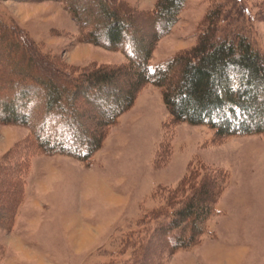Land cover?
I'll return each instance as SVG.
<instances>
[{
  "label": "trees",
  "instance_id": "trees-1",
  "mask_svg": "<svg viewBox=\"0 0 264 264\" xmlns=\"http://www.w3.org/2000/svg\"><path fill=\"white\" fill-rule=\"evenodd\" d=\"M51 1L62 3L77 23L80 42L121 52L126 61L70 67L18 24L0 19V65L6 58L21 60L20 72L0 85V124L28 130L0 163L7 193L0 189V228L15 226L35 156H67L90 166L110 128L149 85L160 89L175 125L207 126L219 141L264 135V52L242 34H222L226 4L213 0L195 48L151 65L156 45L177 25L187 0H158L149 11L126 0ZM259 12L264 21V8ZM7 45L11 51L3 58ZM7 94L13 97L5 99ZM229 179L226 171L199 163L175 188L154 192L157 207L121 241L116 256L128 259L107 264H165L168 256L200 246ZM5 254L0 243V264Z\"/></svg>",
  "mask_w": 264,
  "mask_h": 264
},
{
  "label": "rangeland",
  "instance_id": "rangeland-1",
  "mask_svg": "<svg viewBox=\"0 0 264 264\" xmlns=\"http://www.w3.org/2000/svg\"><path fill=\"white\" fill-rule=\"evenodd\" d=\"M126 1L143 11L158 2ZM214 1L227 5L222 34H242L264 52V21L258 19L264 0ZM212 2L187 0L177 25L156 45L151 65L195 48L198 27ZM0 19L18 24L67 66L126 61L121 52L80 42V28L60 2L0 0ZM6 48L3 58L11 51ZM20 70L19 58H6L0 65V85L5 87ZM170 119L160 89L149 85L110 128L90 166L67 156H35L15 226L12 231L0 228V243L7 248L1 264L127 260L128 255L116 256L121 241L136 230L146 211L157 207L154 192L175 188L199 163L226 171L230 179L201 245L168 256L165 264H264V135L219 141L207 126L175 125ZM27 134L24 127L0 124V163ZM0 189L7 194L3 183Z\"/></svg>",
  "mask_w": 264,
  "mask_h": 264
},
{
  "label": "crops",
  "instance_id": "crops-1",
  "mask_svg": "<svg viewBox=\"0 0 264 264\" xmlns=\"http://www.w3.org/2000/svg\"><path fill=\"white\" fill-rule=\"evenodd\" d=\"M3 244V243H2ZM5 245V244H4ZM5 247H6V245H5ZM7 249V248H6Z\"/></svg>",
  "mask_w": 264,
  "mask_h": 264
}]
</instances>
